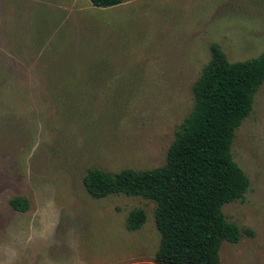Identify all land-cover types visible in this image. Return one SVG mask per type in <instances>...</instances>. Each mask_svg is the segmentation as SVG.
<instances>
[{
    "label": "rangeland",
    "instance_id": "rangeland-1",
    "mask_svg": "<svg viewBox=\"0 0 264 264\" xmlns=\"http://www.w3.org/2000/svg\"><path fill=\"white\" fill-rule=\"evenodd\" d=\"M71 2L0 0V264H152L157 203L95 198L84 178L165 164L211 44L264 53V0ZM232 153L250 186L223 212L253 234L225 240L220 264H264V83ZM135 208L147 219L129 230Z\"/></svg>",
    "mask_w": 264,
    "mask_h": 264
},
{
    "label": "trees",
    "instance_id": "trees-1",
    "mask_svg": "<svg viewBox=\"0 0 264 264\" xmlns=\"http://www.w3.org/2000/svg\"><path fill=\"white\" fill-rule=\"evenodd\" d=\"M90 1L96 7H111L128 0ZM211 51V60L193 86V109L176 131L166 163L116 173L95 167L84 178L95 198L124 193L157 203L161 242L152 264H220L225 240L237 243L244 233L253 234L229 221L223 206L243 200L250 186L248 175L234 160L232 145L264 83V53L231 61L219 44L212 43ZM10 204L20 211L29 208L24 196H13ZM146 219L145 210L135 208L127 228L139 229Z\"/></svg>",
    "mask_w": 264,
    "mask_h": 264
},
{
    "label": "crops",
    "instance_id": "crops-1",
    "mask_svg": "<svg viewBox=\"0 0 264 264\" xmlns=\"http://www.w3.org/2000/svg\"><path fill=\"white\" fill-rule=\"evenodd\" d=\"M69 2V1H71V0H65V2ZM77 1L78 0H72V2H71V4H72V6H75L76 7V3H77ZM100 8V7H99Z\"/></svg>",
    "mask_w": 264,
    "mask_h": 264
}]
</instances>
